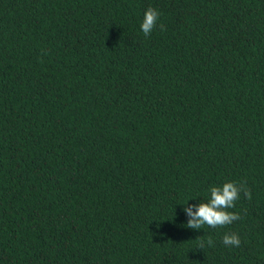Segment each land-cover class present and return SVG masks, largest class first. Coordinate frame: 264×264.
Masks as SVG:
<instances>
[{"label":"trees","instance_id":"trees-1","mask_svg":"<svg viewBox=\"0 0 264 264\" xmlns=\"http://www.w3.org/2000/svg\"><path fill=\"white\" fill-rule=\"evenodd\" d=\"M0 264H264V0H0Z\"/></svg>","mask_w":264,"mask_h":264},{"label":"clouds","instance_id":"clouds-1","mask_svg":"<svg viewBox=\"0 0 264 264\" xmlns=\"http://www.w3.org/2000/svg\"><path fill=\"white\" fill-rule=\"evenodd\" d=\"M159 18V13L156 9L149 7L145 13L143 21L140 25L142 32L148 36ZM163 30V25H161ZM243 191L244 195L251 199L250 190L243 186H237L235 182H225L222 186H212L209 189L210 198L207 202H199L198 204H185L183 211L186 213L188 219L186 227L194 230H199L204 225L215 228L217 226H225L241 219L240 215L234 212L227 211L235 206V201L239 199V193ZM212 243L211 240L208 241ZM223 243L226 246L239 247L241 240L235 233L225 234L223 236ZM203 242L200 248H203Z\"/></svg>","mask_w":264,"mask_h":264}]
</instances>
